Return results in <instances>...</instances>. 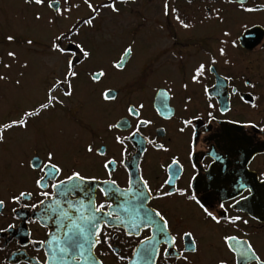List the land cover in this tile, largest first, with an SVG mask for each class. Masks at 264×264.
Masks as SVG:
<instances>
[{
  "label": "flooded vegetation",
  "instance_id": "1",
  "mask_svg": "<svg viewBox=\"0 0 264 264\" xmlns=\"http://www.w3.org/2000/svg\"><path fill=\"white\" fill-rule=\"evenodd\" d=\"M171 4L179 9L182 19L187 17L195 27L191 30L181 29L179 24L172 19L171 13L168 17L163 15L157 17L160 23L155 21L154 24H158L155 27L160 29L159 25L163 23L164 31L152 33L149 38L143 39V41L150 40L146 44L149 46L150 53L147 60L133 69H131L130 61L136 56L135 47L142 45L138 43L139 40L134 34L129 33L128 38L122 39L121 41H127L125 44H119L123 49L129 43L134 42L133 52L125 67L123 69L112 67L124 54L123 51L109 68L102 66L106 72V76L102 79H106V87L112 88L117 93L116 102L108 104L102 102L99 112L89 113H84L83 108L78 110L74 107L73 100L69 101L65 108L57 105L55 110L32 122V129L36 136L35 145L28 136L22 135L19 129L5 134L6 142L0 145V191L4 188L14 189L25 185L30 189L32 176L36 173L28 174L18 171L14 166L15 160L21 155H30L34 148L43 155L44 149L48 146H54L57 149L69 168H79L83 173L95 175L100 180L115 179L119 188L125 190L129 173L133 169H126L120 164V146L115 144L113 136L115 134L126 136L131 129L108 132L105 124L109 120L114 122V118L124 115L128 102L139 101L146 105L143 114L153 119V124L141 128V133L164 143L170 149L169 152L156 151L150 145H145L147 152L143 153L140 161L145 178L149 180L152 188L155 189L163 183L168 174L167 165L171 163V157L179 155L183 171L179 173L180 179L176 181V186L186 187L188 183H191V190L213 210L216 209L218 203H225L229 215H239L243 220L248 221L247 225L238 222L235 227H238L239 231H234L233 234L241 239L250 237L254 245L264 252V36L256 45H252L250 41L249 45L243 47L239 39L238 49H232L228 45V58L231 63L224 65L222 58L218 56L217 49L224 46L219 41L226 39L222 36V30L230 28L224 25L221 27V23L216 20L200 22L205 14L206 4L222 8L226 22L231 15L235 18L246 19L253 13H264V2L262 0L245 2L246 7L254 6L259 9L253 13L240 12L238 5L236 6L237 11L233 8L231 9L233 13H231L224 7L226 0H199V2L191 0V3L188 0H171ZM36 11H41L45 15L48 12L46 9L26 4L25 0H0V56L4 55L5 49L12 48L3 37L13 34L17 37L15 44L21 46L17 49L21 50L22 55L32 57L37 62L31 83L27 86L31 91L30 106L36 105L43 99L48 79L64 70L62 62H58L54 54L48 51V37L52 31L61 29V25L58 23L49 27L43 21H34L33 14ZM72 13L75 14L76 10ZM76 18L74 15L73 20L65 24L71 23ZM14 22H18L22 29H13ZM207 24L217 26L205 28ZM245 24L246 29L256 25L264 28V23L250 18L245 21ZM244 31L245 29L242 28L239 33L232 32L233 38L240 33L243 34ZM88 36V33H82L81 39L87 42L94 39ZM157 36L161 38L158 39ZM25 38L36 40L35 47L26 48L23 45ZM172 53L176 55L173 56ZM209 55H217L218 63L215 69L221 77L231 74L238 78L235 81L224 82L221 87H217L221 82L216 73L207 72L200 84L191 83L189 81L190 69L198 61L206 60ZM164 57L166 59H163ZM0 71H3L2 65H0ZM85 72L82 70L80 79L86 76ZM243 77H248L256 83L255 91L243 86ZM165 80L168 81L167 85L164 83ZM78 82L75 84L77 85ZM186 82L189 84L187 90L181 87ZM9 83L10 81H0V86L7 88ZM234 83L239 87L240 94L245 100H249V92H252L254 97H258L257 108H250L248 104L240 101L238 95L232 94L231 88ZM204 86L208 88L207 96L211 97L207 102L203 91ZM160 87L172 88L168 100L169 109L174 111L171 119L157 115L153 109L154 92ZM60 92L61 90L58 89L56 94ZM188 96H191L192 100L187 105L188 110L184 111ZM208 103L215 104L216 107L208 108ZM224 105H228L231 110L222 112L221 108ZM209 111L215 119L207 116ZM193 113L199 117V120L193 122L192 131L198 132L199 136L194 138L195 148L191 156H188L185 148L189 130L185 129L184 133H179L177 129L181 127L179 119ZM166 115L168 113H165ZM129 119L135 126L134 118ZM7 120L9 118H0V122H7ZM54 120H59L56 125H54ZM89 140L94 142V149L104 148L107 157L116 158L117 163L110 165L113 170L111 177L102 166L105 157L85 153L84 146ZM126 144L130 160L136 155L140 146L132 140L127 141ZM89 183L93 182L89 181ZM132 187L133 192L139 187L137 177L134 175L132 176ZM49 191L52 190L49 189ZM78 197L80 193L70 196L69 199L76 200ZM102 200L104 197L97 190V204ZM35 202L34 194L33 200H25L22 203ZM150 203L152 207L159 206L166 210L177 227L186 228L191 225L197 229L200 252L198 255L185 253L190 256L192 264H214L217 256L229 255L220 241V232L223 230L206 225L194 205L185 202L180 197L153 200ZM111 204L112 207L107 210L119 214L127 221L131 222L143 216L139 209V200L134 199L133 193L126 190L123 191L120 200L112 201ZM13 208L15 212L11 211ZM64 212H67L78 223H83L81 216L88 215L86 206L77 213L61 203L58 213L62 215ZM61 222L67 223L68 221L43 217L37 209L24 208L6 201L5 208L0 214V229H4L0 231V264H38L42 262L45 259V253L50 252L53 245L46 244L42 247L40 244H33L32 241L54 240L57 235L62 236L63 232L58 227ZM9 224L13 227L8 228ZM232 230L230 227L229 231ZM106 231L118 237L114 239V246L120 250L121 254L129 256H132L131 249L136 247L140 239L151 235L149 229H143L140 237H125L122 235V229L119 232H116L114 228L106 229ZM245 233L248 236H245ZM183 244L184 241L178 239L176 248L172 251L179 250ZM95 254L97 258L103 259L104 264H119L116 257L103 244L97 246ZM133 259L136 258L133 256ZM50 264H87V262L84 260L77 262L68 256L63 260L59 257L50 260ZM157 264L161 262L158 261ZM167 264H180V262L170 259Z\"/></svg>",
  "mask_w": 264,
  "mask_h": 264
},
{
  "label": "snow or ice",
  "instance_id": "2",
  "mask_svg": "<svg viewBox=\"0 0 264 264\" xmlns=\"http://www.w3.org/2000/svg\"><path fill=\"white\" fill-rule=\"evenodd\" d=\"M188 2L191 3V0H188ZM226 2L238 5V10L243 13L259 11L254 6L246 7L244 0H226ZM25 3L35 5L39 9L48 10L46 15L41 11L34 12L33 20L36 22L43 21L49 27L55 26L62 21H68L73 10H79L80 8V2H74V0H25ZM82 3L86 5L89 15L86 18L77 17L62 29L52 31L48 37V51L54 54L58 62H62L64 70L57 72L48 79L44 97L36 105L22 109L15 118H10L7 122H0V145L6 142L7 137L5 134L16 129H19L22 135L28 136L35 145L36 136L32 129V122L55 110L57 105L61 108L67 107L68 102L74 98L77 90L75 82L80 80L82 70L85 69L87 62L92 59L93 48L89 42L81 39V30L85 27L94 28V22L105 11L118 16L121 13L118 3L127 4L128 0H99L95 4L92 0H82ZM170 13L172 14V19L179 24L181 29L191 30L195 27L187 17L181 18L179 9L172 6L171 0H163L161 14L164 17H168ZM204 13L201 23L204 20H216L221 24L224 23L222 8L206 4ZM164 27L163 23L159 25L161 30ZM242 27L246 30L247 25H242ZM241 34L233 38V33L230 29L225 28L222 30V36L226 39L219 41L224 46L219 47L217 53L219 58H222L224 65L231 63L230 58H228L227 46L230 45L232 49H238L237 41ZM3 39L9 45H13L17 41V37L13 34H7ZM36 43L37 41L33 38H25L23 40V45L26 48H34ZM133 43H129L124 47V55L112 67L116 69L125 67L128 57L133 52ZM172 55L175 56L176 53H172ZM217 63V55H209L206 60L198 61L190 69L189 81L193 84H200L207 72H215L221 82L217 87H221L224 82L235 81L238 78L231 74L221 77V74L216 72L215 69ZM17 64L21 70L13 76L12 70ZM0 65H2L3 69V71H0V81H10L15 88L24 89L31 83L37 62L32 57L22 55L20 49L10 48L5 49L4 55L0 56ZM85 74L92 84L100 83L102 78L106 76V72L102 67L97 70L88 69ZM164 83L167 85L168 81L165 80ZM242 83L244 87L252 91H255L257 87L256 83H253L248 77H243ZM181 87L187 90L189 84L187 82L183 83ZM58 89L61 90L60 94H56ZM203 91L206 94L207 102L208 99H211L210 96H207V86L203 87ZM231 92L233 95H238L240 101L248 104L250 108L258 107L256 103L258 97H254L252 92L248 93L249 100H245L235 83L231 88ZM170 93H172L171 87H160L155 90L153 97L155 113L159 116H164L165 119H171L174 115V111L169 109L168 105ZM99 99L106 104L114 103L117 100V93L112 88L105 87L100 91ZM191 100L192 97L188 96L184 111L188 110L187 105ZM145 107L146 105L143 102L130 101L125 107L124 115L114 118V122L109 120L105 124L108 132H113L114 130L121 132L131 129L126 136L115 134L113 140L115 144L120 146V164L126 169H133L129 173L128 185L125 190L133 193V198L139 200V209L143 213L142 218L137 217L136 220L130 222L123 219L119 214L108 211L107 209L112 207L111 202L120 200L125 190L119 188L115 179L106 178L100 180L95 175L83 173L79 168H69L54 146L46 147L43 155L34 148L30 155H21L15 160L14 166L18 171L28 174L36 173V175L32 176V187L30 189L25 185L17 186L14 189L4 188L0 191V214H2L7 201L24 208L37 209L43 217L68 221L67 223L61 222L58 224V227L63 232L62 236L57 235L54 240L32 241L33 244H40L42 247L46 244L53 245L52 250L45 253V259L42 262H38V264H50V260H55L57 257L63 260L68 256H71V259L77 262L84 260L87 264H104L103 259L97 258L95 254L97 246L102 244L107 246L119 264H157L158 261L161 264H167L170 259H174L180 264H192L190 256L185 253L199 254L200 245L196 234L197 229L191 225L186 228L177 227L166 210L159 206L152 207L150 203L153 200L180 197L185 202L195 206L206 225L223 230L220 232V241L229 255L217 256L214 264H230V261L231 264H264V252L254 245L250 237L241 239L238 235L233 234L234 231H239L238 227H235L238 222L247 225V220H243L239 215H229L223 202L218 203L215 210L211 206H206V203L202 202L197 194L191 190V183H188L186 187L176 186V181L180 179L179 173L183 171L179 155L171 157V163L167 165L168 174L163 183L155 189L152 188L149 180L145 178L144 169L141 167L140 161L143 153L147 152L145 145H150L156 151L169 152L170 149L164 143L144 136L141 133V128H146L153 124V119L143 114ZM207 107L214 109L216 105L208 103ZM230 110L228 105H224L221 108L222 112H229ZM165 113H168V115L165 116ZM207 116L210 119H215L211 111L207 112ZM130 117L134 118L135 126L129 119ZM197 120H199V117L195 113L179 119L181 127L177 131L184 133L185 129L189 130L185 148L188 156H191L194 151V138L199 136L198 132L192 131L193 122ZM130 140L135 141L140 147L136 155L129 160L126 142ZM84 151L86 154L105 157L102 166L108 176L111 177L113 170L110 165L117 163L115 157H107L106 149L104 148L96 147L94 149V142L91 140L85 143ZM161 167L165 166L161 165ZM133 175L137 177L139 185L135 192H133L132 187ZM89 181L93 183H89ZM49 189L52 191H49ZM97 190L104 197V200L99 204L96 202ZM76 193H80V197L76 200L69 199L70 196H74ZM34 194L36 197L35 203H22L25 200H33ZM61 203L74 209L77 213L86 206L88 215L80 217L83 223H78L67 212L62 215L59 214L58 210ZM11 211L15 212V208ZM32 222L36 223L37 221ZM12 227V224L8 225V228ZM230 227L233 229L232 231H229ZM113 228L116 232L122 229V235L125 237H140L143 229H149L151 235L140 239L136 247L131 249L132 256H129L121 254L120 250L114 246V239H118V237H115L114 234L110 235L106 231V229ZM3 230L0 229V231ZM244 235L248 236L247 233ZM178 239L183 240L184 244L179 250L172 251V249L176 248ZM162 246L164 247L162 248ZM133 256L136 258L135 260Z\"/></svg>",
  "mask_w": 264,
  "mask_h": 264
},
{
  "label": "rangeland",
  "instance_id": "3",
  "mask_svg": "<svg viewBox=\"0 0 264 264\" xmlns=\"http://www.w3.org/2000/svg\"><path fill=\"white\" fill-rule=\"evenodd\" d=\"M198 1L199 0H193ZM264 2V0H262ZM74 2H80L79 10H76V13H71L70 19L68 21L60 22L61 29L64 27L65 22L73 20V16L76 17H85L86 14L89 15L86 5L82 3V0H74ZM95 4L99 0H92ZM163 0H128L127 4L118 3V7L121 8V13L117 16L116 14L110 13L108 11L103 12L101 17H99L94 23V28H83L82 33H88L89 37H93V40H88L93 48L92 59L87 62L84 72L88 69L97 70L102 66L109 68L110 64L116 60L119 54L123 51V47L119 44H125L127 41H121L122 39L128 38L127 35L134 34L136 39L139 40L140 47L136 46L134 53L135 58L130 61L131 69L136 67L138 64H141L147 60L150 50L149 46L146 44L150 40L143 41V39L149 38V35L152 33L163 32L164 30L157 29L155 26H158L156 23H160L157 17H161V7ZM13 6V5H12ZM63 6V4H62ZM237 5L228 4L226 2L225 9L231 13L233 8L237 11ZM233 15L229 19L224 21L221 24V27L227 26L232 32L239 33L242 30V25H245V21L249 18L252 20H258L264 23V13H253L248 15L245 19L235 18ZM226 19V18H225ZM205 28L215 27L207 24ZM13 29H22L18 22L12 24ZM215 31H217L215 29ZM219 31V30H218ZM144 34H148L145 36ZM18 37H21L18 35ZM145 37V38H144ZM156 38H161L157 36ZM12 48H21L17 44L9 45ZM163 59H166L164 57ZM21 70L19 65L15 66L12 71L14 76L16 72ZM76 93L73 100L74 107L80 110L83 108L84 113L95 112L101 110L102 101L99 99V93L107 86L106 79H102L98 84H92L88 80L87 76L79 80L76 85ZM31 96V91L28 87L24 89H17L10 82L8 87L5 88L0 86V118L10 119L15 118L22 109H25L30 106L29 97ZM59 120H54V125L58 123Z\"/></svg>",
  "mask_w": 264,
  "mask_h": 264
},
{
  "label": "water",
  "instance_id": "4",
  "mask_svg": "<svg viewBox=\"0 0 264 264\" xmlns=\"http://www.w3.org/2000/svg\"><path fill=\"white\" fill-rule=\"evenodd\" d=\"M247 0H244L246 2ZM264 36V29L261 26H255L247 30L240 38L242 45L247 46L252 41V45H256Z\"/></svg>",
  "mask_w": 264,
  "mask_h": 264
}]
</instances>
